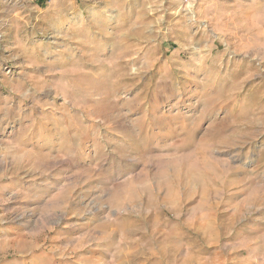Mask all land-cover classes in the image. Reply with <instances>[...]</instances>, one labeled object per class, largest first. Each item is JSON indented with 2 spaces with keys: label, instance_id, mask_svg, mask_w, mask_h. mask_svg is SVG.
<instances>
[{
  "label": "rangeland",
  "instance_id": "rangeland-1",
  "mask_svg": "<svg viewBox=\"0 0 264 264\" xmlns=\"http://www.w3.org/2000/svg\"><path fill=\"white\" fill-rule=\"evenodd\" d=\"M0 264H264V0H0Z\"/></svg>",
  "mask_w": 264,
  "mask_h": 264
}]
</instances>
